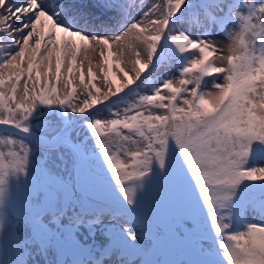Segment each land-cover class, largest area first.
<instances>
[{"label": "snow or ice", "instance_id": "obj_1", "mask_svg": "<svg viewBox=\"0 0 264 264\" xmlns=\"http://www.w3.org/2000/svg\"><path fill=\"white\" fill-rule=\"evenodd\" d=\"M0 264H264V0H0Z\"/></svg>", "mask_w": 264, "mask_h": 264}, {"label": "bare ground", "instance_id": "obj_2", "mask_svg": "<svg viewBox=\"0 0 264 264\" xmlns=\"http://www.w3.org/2000/svg\"><path fill=\"white\" fill-rule=\"evenodd\" d=\"M65 2H67V0H65ZM121 66H123V65H121ZM86 70H87V66L85 65V71H86ZM94 71L98 73V69H94ZM97 83H98V86H101V85L99 84V81H97ZM39 112L42 114V115L39 117V118H41V119L47 117V115H48V110H47V109L41 108V109L39 110ZM165 258L175 260V259H179V258H180V255H179L178 253H172V254H170L168 257H164V256H160V257H158V259H161V260H163V259H165Z\"/></svg>", "mask_w": 264, "mask_h": 264}, {"label": "rangeland", "instance_id": "obj_3", "mask_svg": "<svg viewBox=\"0 0 264 264\" xmlns=\"http://www.w3.org/2000/svg\"><path fill=\"white\" fill-rule=\"evenodd\" d=\"M214 39L217 40L218 43H221V44L223 43V37H218L217 36V37H214ZM248 218H250V219L252 218V214L251 213L248 214ZM256 218L258 219L259 217L257 216Z\"/></svg>", "mask_w": 264, "mask_h": 264}]
</instances>
